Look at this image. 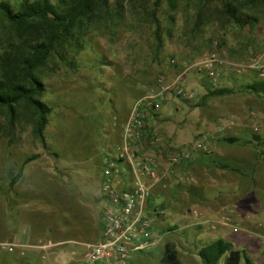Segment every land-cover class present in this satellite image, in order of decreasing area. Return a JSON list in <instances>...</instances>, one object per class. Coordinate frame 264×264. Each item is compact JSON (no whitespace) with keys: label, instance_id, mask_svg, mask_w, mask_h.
<instances>
[{"label":"rangeland","instance_id":"1","mask_svg":"<svg viewBox=\"0 0 264 264\" xmlns=\"http://www.w3.org/2000/svg\"><path fill=\"white\" fill-rule=\"evenodd\" d=\"M7 1L17 6L21 0ZM156 1L110 0L109 12L96 26L87 35L81 32L80 37L75 36L77 47L82 49L69 52L70 64L50 61L43 76L47 86L43 99L53 109L45 129L46 145L33 134L32 123L18 125L11 135L0 133V239H11L30 227L33 236L42 241L54 237L46 242L80 239L59 241L49 252L34 247L38 253L28 264H64L62 259L78 264L82 260L87 239L94 233L95 214L101 215V233L102 170L108 162L107 155L121 141L122 121L134 102L151 90L159 75L171 78L185 68V62L199 59L213 49L228 62L219 87L234 91L197 105L207 92L201 77L209 79L205 72L191 70L186 84L195 90L196 98L183 101L181 108L177 105L181 100L175 96L165 100L156 116L164 127L157 133L171 145L180 144L198 133L214 130L224 119L225 137L237 136L239 141L229 143L222 137L218 140L221 157L214 151L201 155L213 168H218L215 160L231 168L222 176L216 174V180L205 172L194 171L197 183L185 186L195 187L199 205L189 201L180 206L169 190L157 188L151 198L163 213L154 227L157 242L135 252L131 264H165L162 256L168 242L176 245L184 264H204L197 249L219 238L246 250L255 264L262 263V249L255 239L238 247L227 238V231L208 236L204 243L197 237L210 226L200 209L206 211L200 204L207 195L218 194L215 201L228 197L243 204L253 190L264 205V147L255 137H264V96L241 90L247 81L264 78V10H252L257 19L243 27L227 18L223 12L225 0H162L154 15ZM120 2L125 6L122 14ZM5 30L6 22L0 16V36H6ZM257 59L259 64L249 67ZM178 60L185 62L180 64ZM186 110L191 113L189 120ZM162 114L168 117L159 118ZM1 118L4 120V116ZM174 129L178 133L190 132L189 138L176 143L170 135ZM34 154L39 157L28 162L23 176L13 183V176ZM193 210H198L200 216H195ZM173 226L176 229H171ZM17 253L14 260L0 255V264H20L27 258L25 249ZM241 264H245L244 259Z\"/></svg>","mask_w":264,"mask_h":264},{"label":"trees","instance_id":"2","mask_svg":"<svg viewBox=\"0 0 264 264\" xmlns=\"http://www.w3.org/2000/svg\"><path fill=\"white\" fill-rule=\"evenodd\" d=\"M161 1H156L154 15ZM109 5L110 0H21L19 5L15 6L10 1L0 0V16L7 26L6 36H0L4 37L0 38L3 48L0 52L1 134L11 135L18 125L24 122L32 123L33 134L46 145L45 129L53 109L43 99L47 89L43 80L44 70L49 67L50 61L60 60L70 64L69 52L78 48V39H75V36H79L81 32L87 35L99 19L104 17L105 12H109ZM119 8L122 14L125 9L123 2H120ZM258 8L264 10V0L223 1V12L227 18L243 27L257 19L252 10ZM155 21L159 32L156 17ZM83 26L86 27L85 31ZM81 49L82 47L79 50ZM205 85L207 92L197 105H204L210 98L234 91L229 87H213L207 78ZM241 90L264 96V78L247 81ZM148 131L153 135L149 126ZM255 137L261 140L264 147V137ZM223 139L229 143L239 141L237 136ZM261 154L264 157V149ZM38 157L39 154L28 157L13 176L12 182L18 181L24 174L25 165ZM215 161L222 168H231L227 163ZM164 248L162 261L165 264H184L174 243L168 242ZM8 254L10 253L1 256L5 260L6 257H9L8 260L16 259V254L13 257ZM197 254L204 264H241L242 259L245 264H255L246 250L234 248L230 241L223 238L200 246ZM262 255L261 264H264V248Z\"/></svg>","mask_w":264,"mask_h":264},{"label":"built area","instance_id":"3","mask_svg":"<svg viewBox=\"0 0 264 264\" xmlns=\"http://www.w3.org/2000/svg\"><path fill=\"white\" fill-rule=\"evenodd\" d=\"M259 62L257 59L249 67H255ZM226 64L228 62L213 49L199 59L185 62V68L171 78L159 75L151 90L134 102L127 118L122 121V141L109 152L108 162L103 166L100 237L86 243L83 258L78 264H131L135 252L150 248L157 242L154 227L163 213L151 201L153 186L164 181L184 162L191 161L196 154H211L213 142L225 137L227 124L221 119L214 130L171 145L165 136L149 134L148 118L157 113L169 97L175 96L181 101L196 98L195 90L186 84V76L191 70L205 72L211 85L219 87ZM238 66L246 69L243 65ZM176 180L195 184L198 178L192 173H179ZM193 214L200 216L198 210H193ZM59 244L46 242L34 247L49 252ZM17 249L16 242L0 240V255Z\"/></svg>","mask_w":264,"mask_h":264},{"label":"crops","instance_id":"4","mask_svg":"<svg viewBox=\"0 0 264 264\" xmlns=\"http://www.w3.org/2000/svg\"><path fill=\"white\" fill-rule=\"evenodd\" d=\"M177 62L182 64L185 61L178 60ZM201 79L203 81L205 80L206 82L205 77H201ZM166 101H168V99ZM178 103H179L177 104L178 108H181L184 102L180 101ZM157 115L158 113H155L152 117L148 119L149 130L152 133L159 132L157 130H159L160 127L162 128L163 126L161 121H158V118L156 117ZM186 116H187V120L191 118L190 110L188 111L186 110ZM166 117L168 116L166 115L164 116V114L159 116V118L161 119L166 118ZM176 131L177 130L174 129L173 131L170 132L171 133L170 135L172 136L173 140L176 143L177 141H181V142L186 141L189 138L190 132L181 131L180 133H178ZM121 141H122V138H121ZM220 150H221V145L219 144V141L213 142V151L216 152V155L219 154L218 157H221L220 155H222ZM201 154L202 153L196 154L191 161L184 162L180 167L175 169V171L169 173L168 177H166L164 181L154 185L153 190H152V196L156 194L157 188H161V189L169 190L173 194L175 200L176 201L179 200L180 206H184L189 201H191L192 204L199 205L198 196L194 197L195 192L193 191V189L195 187L185 186L188 184L178 182L176 180L178 174L179 173L180 174L192 173V174L197 175L194 171H197L199 174H202L205 172L207 175H209V177L212 180H216V174L219 176H222L224 175V173L227 172L225 168L217 166L216 162H214V164L218 168H213L212 165H209V163H207L208 161L207 162L205 161V159L207 158H205ZM249 194H250L248 195L249 198L246 201H244L243 204H241L239 201H233L231 198H228V197H225V199L222 202H219V200L215 201V199L219 197L218 194H210V195L205 196L204 199L206 201H204V203H201L200 206H202L203 208H207V209H205L206 211H204V209L200 208V206L199 208L203 210V212L205 213L207 217V220L205 222H207V224H210V226H208L207 229L205 230L202 229V231L200 232V236L197 237V240H202V243H204L206 238H209L208 236L212 234L214 235L219 234L222 231H225V232L227 231V234H226L227 238L234 240L236 242V246L238 247L242 246L243 242L246 243L249 240L254 241L253 239H255L256 243L257 244L259 243L260 248L263 250L264 248V244H263L264 243V205L263 203L259 202L253 190H251ZM95 201H96V198H94L92 201L93 205L95 204L94 203ZM152 203L155 204V206L159 205L158 203H154L153 201ZM100 217H101L100 214L99 216L95 214L94 233L91 238L87 239L88 242L96 241L100 237ZM53 238L54 237L52 236L46 239L44 238L43 240H47V241L54 240ZM37 239L38 238L36 236H33V233L31 232V227H30L29 231L28 230L22 231L18 234H15L14 237L11 239H0V240H11V241L16 242L18 244L17 251L19 252L20 250L25 249V251L28 252V255H26L27 258L21 260L20 264H28L29 262H31L30 259H32L33 256L35 257V253H38L37 250H35L34 246L33 247L29 246L30 245L29 243L35 242L38 240L42 241L41 239H38V240ZM72 240H80V239L69 237V238H65L62 240H57L56 242L57 243L59 241L71 242ZM65 247H68V245H66ZM17 251L15 253H10L8 255L10 257H13L14 254L18 256L19 254L17 253ZM58 259L60 260V258ZM60 261L63 262L64 264H71L69 259L68 260L62 259ZM46 263H43V264H46ZM49 263L50 262H48L47 264ZM51 264H55V263L52 262Z\"/></svg>","mask_w":264,"mask_h":264}]
</instances>
